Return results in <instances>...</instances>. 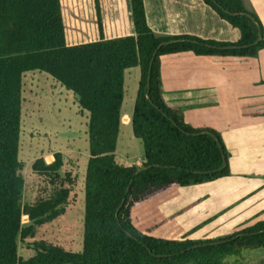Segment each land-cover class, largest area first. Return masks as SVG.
I'll return each mask as SVG.
<instances>
[{
	"label": "trees",
	"instance_id": "trees-1",
	"mask_svg": "<svg viewBox=\"0 0 264 264\" xmlns=\"http://www.w3.org/2000/svg\"><path fill=\"white\" fill-rule=\"evenodd\" d=\"M202 1L239 31L237 42L159 35L147 22L144 0H0V264H230L245 252L264 249V221L207 241L154 237L133 222L136 208L179 187L230 175L221 135L192 127L181 110L166 103L161 57L193 52L256 58L264 48V24L244 0ZM161 44L166 45L150 73ZM132 68L140 70L132 130L143 154L140 163H122L116 152L125 72ZM37 71L73 92L81 113L88 114L79 252L35 239L38 227L63 217L78 200L80 178L65 170V155L51 153L33 162L41 185L35 202H24L25 164L19 160L24 75ZM20 246L34 255L24 260Z\"/></svg>",
	"mask_w": 264,
	"mask_h": 264
},
{
	"label": "crops",
	"instance_id": "crops-1",
	"mask_svg": "<svg viewBox=\"0 0 264 264\" xmlns=\"http://www.w3.org/2000/svg\"><path fill=\"white\" fill-rule=\"evenodd\" d=\"M264 24V0H244ZM147 22L159 35L235 43L239 31L202 0H144ZM163 97L194 128L218 132L230 175L179 187L133 211L151 236L219 240L264 221V48L256 58L161 57ZM264 256V252H263Z\"/></svg>",
	"mask_w": 264,
	"mask_h": 264
},
{
	"label": "rangeland",
	"instance_id": "rangeland-1",
	"mask_svg": "<svg viewBox=\"0 0 264 264\" xmlns=\"http://www.w3.org/2000/svg\"><path fill=\"white\" fill-rule=\"evenodd\" d=\"M140 81L139 68L125 72V97L121 111L117 160L137 161L143 154L142 143L132 130V117ZM24 102L21 119L19 160L25 164L21 174L26 185L24 202L36 200L41 179L33 173V162L45 155L60 152L66 158V171L78 174V200L67 213L52 223L37 228L36 240L60 245L65 250L79 252L83 247L85 217L84 176L90 155L88 114L81 113L77 96L63 88L50 75L29 72L24 75ZM264 249L244 253V259L230 264H264ZM19 255L27 260L34 255L26 247H19Z\"/></svg>",
	"mask_w": 264,
	"mask_h": 264
},
{
	"label": "water",
	"instance_id": "water-1",
	"mask_svg": "<svg viewBox=\"0 0 264 264\" xmlns=\"http://www.w3.org/2000/svg\"><path fill=\"white\" fill-rule=\"evenodd\" d=\"M261 36H259V38H258V40L256 41V43H259L260 41H261ZM169 43H172V42H169ZM168 44V43H167ZM164 45H166V44H161L156 50H155V52H154V54H153V57H152V60H151V64H150V73H151V69H152V66H153V63H154V60H155V58H156V56H157V54H158V52H159V50L164 46ZM149 92H150V77H149V79H148V98H149ZM226 166V162L224 161V164H223V166H222V168H224ZM149 167H147L146 169H148ZM143 169H140L138 172H137V174H139L141 171H142ZM127 191H129V189L127 190ZM124 203H125V199H123V201L121 202V204H120V206H119V208H118V211H117V215H118V213H119V211H120V209L122 208V206L124 205ZM253 234H257V233H253ZM242 235H244V234H242ZM242 235H240V236H242ZM239 236V237H240ZM216 244H219V243H221L220 241H217V242H215Z\"/></svg>",
	"mask_w": 264,
	"mask_h": 264
}]
</instances>
